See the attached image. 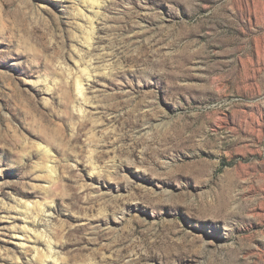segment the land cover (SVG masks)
Here are the masks:
<instances>
[{"label": "rangeland", "instance_id": "rangeland-1", "mask_svg": "<svg viewBox=\"0 0 264 264\" xmlns=\"http://www.w3.org/2000/svg\"><path fill=\"white\" fill-rule=\"evenodd\" d=\"M0 264H264V0H0Z\"/></svg>", "mask_w": 264, "mask_h": 264}, {"label": "bare ground", "instance_id": "bare-ground-1", "mask_svg": "<svg viewBox=\"0 0 264 264\" xmlns=\"http://www.w3.org/2000/svg\"><path fill=\"white\" fill-rule=\"evenodd\" d=\"M77 83H78V89H79V92H80V93H83V91H84L85 89H83V84H82V82H81V81H78Z\"/></svg>", "mask_w": 264, "mask_h": 264}]
</instances>
